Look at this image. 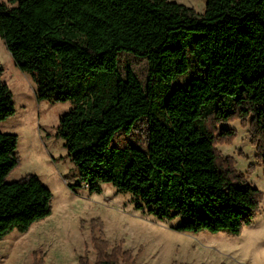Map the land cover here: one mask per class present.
Wrapping results in <instances>:
<instances>
[{
    "label": "trees",
    "instance_id": "16d2710c",
    "mask_svg": "<svg viewBox=\"0 0 264 264\" xmlns=\"http://www.w3.org/2000/svg\"><path fill=\"white\" fill-rule=\"evenodd\" d=\"M65 1L68 7L0 4V38L36 82L39 101L72 103L58 136L79 183L92 192L111 184L133 195L137 210L184 218L177 228L183 233L241 236L259 216L263 195L217 146L237 137L234 130L220 133L222 124L250 122L264 164V0H206L204 14L168 0H123L132 17L119 25L111 0ZM56 49L85 61L66 69ZM177 52H190L204 75L174 86L176 75L163 62ZM125 53L149 64L144 93L133 101L119 98ZM2 74L0 67V121L16 113ZM143 119L147 150L112 148L119 133L130 134ZM18 143L17 135L0 132V241L52 214L53 193L39 177L7 181L20 162Z\"/></svg>",
    "mask_w": 264,
    "mask_h": 264
},
{
    "label": "rangeland",
    "instance_id": "374dc122",
    "mask_svg": "<svg viewBox=\"0 0 264 264\" xmlns=\"http://www.w3.org/2000/svg\"><path fill=\"white\" fill-rule=\"evenodd\" d=\"M8 0H0V4ZM68 7L65 0H45ZM204 14L206 0H168ZM115 25L132 17L123 0H111ZM56 19L61 21L60 17ZM63 67L70 69L85 61L56 49ZM2 81L11 89L16 103L13 117L0 121V132L19 138V165L7 181L16 182L35 175L52 191V214L27 233L16 230L0 241V264H264V164L253 144L251 123H224L237 137L220 144V153L235 160L237 171L263 195L259 216L239 237L224 233H183L177 230L186 219H160L147 209L137 210L131 194L103 184L92 192L79 183V171L69 156L64 139L58 136L60 119L72 103L39 101L37 85L23 73L0 38ZM167 74H175L174 86L186 85L194 76L204 75L190 52H177L163 62ZM120 72L126 81L119 89L120 100L141 97L149 64L130 54L120 55ZM148 121H139L130 134L119 133L112 148L147 150ZM78 185L73 189L70 185Z\"/></svg>",
    "mask_w": 264,
    "mask_h": 264
}]
</instances>
